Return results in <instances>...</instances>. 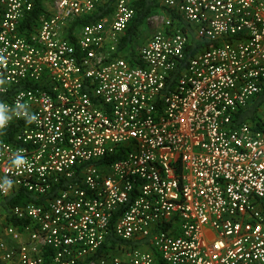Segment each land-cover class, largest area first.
<instances>
[{"label":"built area","instance_id":"1","mask_svg":"<svg viewBox=\"0 0 264 264\" xmlns=\"http://www.w3.org/2000/svg\"><path fill=\"white\" fill-rule=\"evenodd\" d=\"M41 1L0 0V262L264 264V0H156L129 56L136 0Z\"/></svg>","mask_w":264,"mask_h":264},{"label":"trees","instance_id":"2","mask_svg":"<svg viewBox=\"0 0 264 264\" xmlns=\"http://www.w3.org/2000/svg\"><path fill=\"white\" fill-rule=\"evenodd\" d=\"M136 15L134 19L129 24V27L126 31V34L123 38L121 47L124 49V56H129V54H135V44L138 35L140 33L141 28L146 24L147 18L155 13L158 9V3L156 0H136ZM42 1L37 0V7L32 15L26 20L29 24L33 21H36L40 15L42 14ZM99 16V15H98ZM97 16V18H98ZM91 21V19H83L80 20V23ZM213 45L210 41H201L198 40L194 34H192V40L189 45V49L187 52V57L194 55L196 51L203 47H209ZM264 104V93L256 97L253 102L248 105L246 108L241 109L237 115L236 119L238 123L244 122L246 120H254L258 116V113ZM12 134V130H0V137L4 139H10ZM37 197L32 193L25 191L24 189L19 190L17 193H14L5 199L1 200L0 203L2 204L5 210L8 209L10 205H17L23 204L28 201H35ZM2 264V263H0Z\"/></svg>","mask_w":264,"mask_h":264},{"label":"rangeland","instance_id":"3","mask_svg":"<svg viewBox=\"0 0 264 264\" xmlns=\"http://www.w3.org/2000/svg\"><path fill=\"white\" fill-rule=\"evenodd\" d=\"M154 27L150 26L148 23H146L140 30V33L138 35V38L136 40V44L140 45L153 31Z\"/></svg>","mask_w":264,"mask_h":264},{"label":"crops","instance_id":"4","mask_svg":"<svg viewBox=\"0 0 264 264\" xmlns=\"http://www.w3.org/2000/svg\"><path fill=\"white\" fill-rule=\"evenodd\" d=\"M134 245H138V243H135ZM0 263H2V262H0ZM3 264V263H2Z\"/></svg>","mask_w":264,"mask_h":264}]
</instances>
